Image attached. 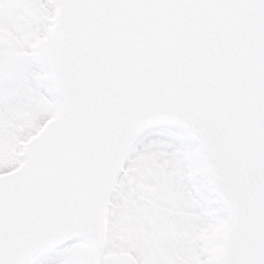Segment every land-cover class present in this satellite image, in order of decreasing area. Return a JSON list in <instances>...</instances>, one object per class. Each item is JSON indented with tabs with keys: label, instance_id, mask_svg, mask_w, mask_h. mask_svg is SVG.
<instances>
[{
	"label": "snow or ice",
	"instance_id": "obj_1",
	"mask_svg": "<svg viewBox=\"0 0 264 264\" xmlns=\"http://www.w3.org/2000/svg\"><path fill=\"white\" fill-rule=\"evenodd\" d=\"M0 264H264V0H0Z\"/></svg>",
	"mask_w": 264,
	"mask_h": 264
}]
</instances>
